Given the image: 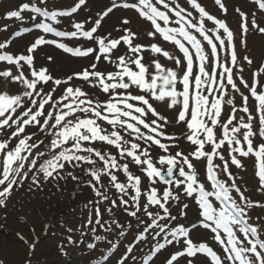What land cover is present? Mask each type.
<instances>
[{
    "label": "snow or ice",
    "instance_id": "6c2138e0",
    "mask_svg": "<svg viewBox=\"0 0 264 264\" xmlns=\"http://www.w3.org/2000/svg\"><path fill=\"white\" fill-rule=\"evenodd\" d=\"M214 3L227 15L224 0ZM254 4L251 12L234 9L238 33L202 0H110L83 18L88 0H20L7 10L5 20L20 22L12 36L37 34L23 51L9 50L11 37L0 41V209L27 181L32 191L71 179L93 193L82 230L94 234L90 249L107 240L105 264H156L161 255V264H264V217L251 214L264 201L247 195L232 170L246 171L243 161L252 159L256 191L264 194V62L247 54L249 33L264 35V0ZM120 9L144 22L147 42L128 16L101 31ZM46 45L87 63L56 76L36 63ZM181 125L178 134L169 131ZM191 204L196 215L189 219ZM114 209L135 225L117 219ZM201 230L209 239L194 238ZM66 231L71 245L73 229ZM16 235L28 248L25 264H32L39 237L30 243Z\"/></svg>",
    "mask_w": 264,
    "mask_h": 264
},
{
    "label": "rangeland",
    "instance_id": "374dc122",
    "mask_svg": "<svg viewBox=\"0 0 264 264\" xmlns=\"http://www.w3.org/2000/svg\"><path fill=\"white\" fill-rule=\"evenodd\" d=\"M42 183V187L36 189L34 194L25 198L22 194L16 201L17 206H12L9 216L0 225V260L4 264H25L28 248L18 239L17 233L24 235L30 243L34 235L39 237L31 257L32 264H56L54 260H59L56 245L61 238L54 232L62 230L63 223L72 222L75 217L76 213L71 208L77 206L78 202L72 192L79 189L71 179L54 181L53 186L51 183ZM83 194L80 195L83 197ZM45 225L49 227L45 229ZM33 228L34 235L31 231Z\"/></svg>",
    "mask_w": 264,
    "mask_h": 264
},
{
    "label": "bare ground",
    "instance_id": "6f19581e",
    "mask_svg": "<svg viewBox=\"0 0 264 264\" xmlns=\"http://www.w3.org/2000/svg\"><path fill=\"white\" fill-rule=\"evenodd\" d=\"M115 18L116 17H112V20L111 21H108V22L109 23H112L115 20ZM249 45H250L251 48H253L252 49V53L253 54H254V52L255 53H259L263 49V47H264L263 41L259 37L255 36V35H253V36L250 37V44ZM68 59L69 60L67 61V65L68 64H74L75 61L73 59H70V58H68ZM72 69H73V67L66 66V67L63 68L62 71L63 72H65V71H72ZM203 259L204 258H199L200 261H203Z\"/></svg>",
    "mask_w": 264,
    "mask_h": 264
}]
</instances>
